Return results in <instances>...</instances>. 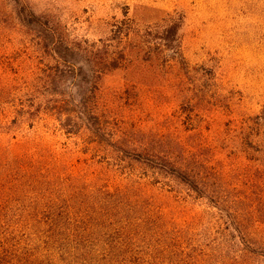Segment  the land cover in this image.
<instances>
[{
	"label": "rangeland",
	"instance_id": "rangeland-1",
	"mask_svg": "<svg viewBox=\"0 0 264 264\" xmlns=\"http://www.w3.org/2000/svg\"><path fill=\"white\" fill-rule=\"evenodd\" d=\"M30 10L41 24L25 17ZM122 19L135 31L179 20L181 54L155 52L144 60L134 33L126 62L103 75L96 95L87 97L99 118L94 127L113 136L112 144L119 140V149L126 140L198 167L214 182L212 190H200L201 206L214 209L207 226L251 232L253 264H264V130L251 120L264 106V0H0V179L11 173L17 195L27 194L13 169L20 170L28 141L52 147L53 160L67 173L77 171L80 182L96 173L115 178L116 166L128 171L107 146L65 132L54 112L44 110L31 124L22 113L52 81L51 28L56 37L92 42L111 38ZM87 68L80 62L75 71L85 79ZM63 79L57 85L77 98L79 83Z\"/></svg>",
	"mask_w": 264,
	"mask_h": 264
},
{
	"label": "trees",
	"instance_id": "trees-1",
	"mask_svg": "<svg viewBox=\"0 0 264 264\" xmlns=\"http://www.w3.org/2000/svg\"><path fill=\"white\" fill-rule=\"evenodd\" d=\"M25 11L24 6L19 9L21 18ZM27 16L42 23L32 10ZM126 21L121 20L111 38L92 42L56 37L51 28L53 65L47 76L52 81L39 101L24 105L22 113L31 124L44 110L54 112L65 132L107 146L121 155L128 171L116 166L115 178L105 180L96 173L80 182L75 167L67 173L61 168L64 163L53 160L51 155L57 153L52 147L28 141L20 170L13 169L22 174L20 188L27 194L17 195L19 184L11 180V173L0 179V264H253L257 252L248 243L251 232L228 227L216 232L207 226L214 209L201 206L206 197L200 190H212L214 182L203 177L198 167L126 140L122 142L127 147L119 149L115 146L119 140L112 144L113 136L107 138L101 125L98 130L94 127L98 114L94 103L88 106L87 97L96 95L103 75L126 62L134 33L143 42L137 46L144 60L155 52L181 54L179 20L136 31ZM54 37L60 41H53ZM68 62L71 71L62 69ZM80 62L88 67L85 79L75 71ZM57 77L70 86L79 83L78 97L71 94L69 99ZM251 120L264 130V106ZM16 123L14 118L3 129ZM21 157L15 155L14 160Z\"/></svg>",
	"mask_w": 264,
	"mask_h": 264
}]
</instances>
